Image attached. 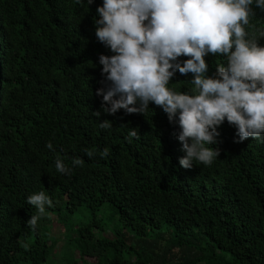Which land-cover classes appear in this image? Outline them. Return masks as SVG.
<instances>
[{"label": "trees", "instance_id": "obj_1", "mask_svg": "<svg viewBox=\"0 0 264 264\" xmlns=\"http://www.w3.org/2000/svg\"><path fill=\"white\" fill-rule=\"evenodd\" d=\"M102 4L0 0V264H47L57 244L55 213L109 203L132 228L135 245L120 232L112 240L95 236L90 225L66 228L81 238L69 243H83L81 254L98 264H264V135L237 143L225 120L214 145L220 156L185 169L180 129L162 108L104 113L96 94L107 84L99 56L114 53L95 36ZM251 9L246 30L264 47V11L255 0ZM222 59L205 57L207 76H216ZM192 79L177 70L168 87L190 92ZM104 120L113 121L111 129L99 127ZM133 129L138 138L129 142ZM105 148L107 157L100 155ZM57 158L70 175L56 170ZM76 158L82 166H73ZM40 191L53 204L33 231L27 221L38 213L27 198ZM173 249L176 262L163 257Z\"/></svg>", "mask_w": 264, "mask_h": 264}, {"label": "clouds", "instance_id": "obj_2", "mask_svg": "<svg viewBox=\"0 0 264 264\" xmlns=\"http://www.w3.org/2000/svg\"><path fill=\"white\" fill-rule=\"evenodd\" d=\"M94 0H87L91 5ZM254 0H103L96 9L95 36L114 55L99 56L106 87L97 90L101 107L108 115L124 109L127 114L143 113L153 103L178 124V139L186 155L180 165L211 166L220 156L217 130L225 120L236 128L237 143L264 135V47L246 30ZM264 11V0H255ZM264 37V32L260 33ZM223 58L216 76H207V55ZM189 57L182 63L180 57ZM226 61L227 66H225ZM192 73L190 92L168 87L176 71ZM139 104V107L136 105ZM110 105V106H109ZM97 117L101 115L98 111ZM113 121L100 122L111 129ZM137 137L133 129L129 142ZM46 147L53 150L49 142ZM89 158L96 153L85 150ZM101 156L107 157L105 148ZM73 166H82L76 158ZM56 170L72 169L57 158ZM37 215L27 225L35 231L53 201L43 191L27 198Z\"/></svg>", "mask_w": 264, "mask_h": 264}, {"label": "rangeland", "instance_id": "obj_3", "mask_svg": "<svg viewBox=\"0 0 264 264\" xmlns=\"http://www.w3.org/2000/svg\"><path fill=\"white\" fill-rule=\"evenodd\" d=\"M66 199H68V197L64 194L63 200ZM53 221H55V223L51 230L57 244L53 255H50L48 258L47 264H69L74 260L76 264H98L97 258L88 255L83 256L81 254V252L86 249V246L83 243H69L70 241L78 242L81 238L76 234L72 236L66 228L71 230L72 228L78 229V227L83 225H90L92 226L94 235L99 238L102 236L106 239L115 240L117 238L116 233L120 232L125 234L129 245H135L137 241L134 237L135 235L132 228L125 226L121 222L117 209L110 203L98 210L83 206L74 211V213H55ZM163 246L164 244H162V248ZM157 252L160 255L162 254L161 244L160 249ZM176 255L177 257L180 256L178 249H173L168 257L162 256L167 260L172 259L169 257H174V262H176L178 260Z\"/></svg>", "mask_w": 264, "mask_h": 264}]
</instances>
